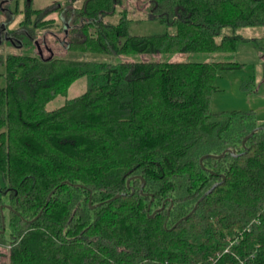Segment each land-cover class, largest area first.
Listing matches in <instances>:
<instances>
[{
    "label": "trees",
    "instance_id": "16d2710c",
    "mask_svg": "<svg viewBox=\"0 0 264 264\" xmlns=\"http://www.w3.org/2000/svg\"><path fill=\"white\" fill-rule=\"evenodd\" d=\"M76 1L0 0L5 27L23 15L0 30L20 46L0 50V264H264V121L211 105L218 74L250 66L162 59L237 50L252 40L237 28L264 26V0H145L176 28L152 34L130 32L126 7L108 19L124 0ZM40 30L64 52L44 55ZM81 77L85 91L47 108ZM241 89L256 92L255 76Z\"/></svg>",
    "mask_w": 264,
    "mask_h": 264
},
{
    "label": "rangeland",
    "instance_id": "374dc122",
    "mask_svg": "<svg viewBox=\"0 0 264 264\" xmlns=\"http://www.w3.org/2000/svg\"><path fill=\"white\" fill-rule=\"evenodd\" d=\"M67 2L68 0H33L32 4H33V7L35 8H42V7L50 6V5L57 4V3L64 5ZM82 2L83 0H77L75 2V5L80 6ZM145 2H146L145 0H124V6H118L116 14L112 16H108V19L113 22H118L119 18L121 17V13H119V11H122L123 7H126L128 9L127 15L131 19L130 32L132 34H152V33L164 32V31H170V32L176 31L175 27H169L165 23L159 20L150 19L144 9L146 5ZM20 5L21 6L24 5L23 0H21ZM22 17H23L22 14L15 15L13 21L8 25V27H5V30L7 28L9 29L17 28L19 26V22L22 19ZM50 17H54L57 23V25L51 30L58 32L60 30L59 28L62 27V22L60 18L58 17V14L52 13ZM5 21H6V15L3 13L2 14L0 13V30L3 28L2 25L5 24ZM67 28L68 26L65 25V30ZM52 31H49V30L39 31L40 37L38 38V41H39L38 47L43 51V54L46 56L50 54L46 46L54 49L56 54H62L64 52V49L62 46L63 42L61 41L60 42L61 44H60L56 40V38L51 34ZM232 32H233V29L231 27H225L222 30V34L217 37V40L220 41L222 36L226 34H231ZM236 33L241 34L242 36L246 38H251L252 40L239 42L237 50L232 51V52H211V53L197 52V53H189V54H183V55L173 54V55H163L162 59L164 60H169V59L171 60H192V61H206V60L238 61V62L246 63L247 65L253 67V69L256 70L257 75L258 74L262 75L264 73V56H263L264 55V26L240 27V28H237ZM63 36L64 34L62 31L58 32V37L60 39H63ZM19 47L18 45H15L14 43L9 44L7 41H4V42L0 41V50L3 52L18 51ZM84 56L85 54L83 55V57ZM86 58L120 61V60H123L125 56H112V55H106V54L96 55V54L88 53L86 54ZM234 70H240V69H234ZM228 72L229 71L227 70H225L224 72H220L218 76L216 77L215 84L218 87V89L215 91L216 93L223 90L222 87L224 86L222 84H225V83L231 84L232 81L235 80L234 77L236 76V73H228ZM4 85H5V78L0 76V87ZM86 85H87V78L81 77L70 87L67 95H59L58 97H56L54 100L50 101L47 104V108L54 109L56 107L61 106L67 98L74 97L82 93L83 91H85ZM224 88L226 89V87ZM213 103L214 101L213 102L211 101V105ZM220 110H236V109L225 108V109H220ZM3 184H4L3 178L0 176V186H3ZM1 197H4V199L6 200V197L0 191V198ZM1 207L2 205H0L1 215L3 214L5 217V214L8 213V209L2 210ZM6 251L7 250L5 249L4 253H6ZM5 260L6 259L3 256L1 258L0 263H3Z\"/></svg>",
    "mask_w": 264,
    "mask_h": 264
},
{
    "label": "crops",
    "instance_id": "0c3cea01",
    "mask_svg": "<svg viewBox=\"0 0 264 264\" xmlns=\"http://www.w3.org/2000/svg\"><path fill=\"white\" fill-rule=\"evenodd\" d=\"M227 71H229L228 73H236V76L234 77L235 80H233L231 84H222L226 89L222 87L223 90L218 93H213L212 102L214 101V103L212 104V108L214 110L225 108L252 109L256 112L258 120L264 121V73L262 75H257L256 70L253 69V67L251 68V66L240 70ZM251 75H254L256 78L257 90L253 93H247L240 88L241 78ZM1 217L2 215L0 211V218Z\"/></svg>",
    "mask_w": 264,
    "mask_h": 264
},
{
    "label": "water",
    "instance_id": "95a60500",
    "mask_svg": "<svg viewBox=\"0 0 264 264\" xmlns=\"http://www.w3.org/2000/svg\"><path fill=\"white\" fill-rule=\"evenodd\" d=\"M5 26H6L5 24L2 25L3 28H5ZM254 132H255V130H253V131L251 132V134L245 138V140H244V142H243L244 145H245V143H246V140H247V139H248V138H249ZM224 154H225V152H223L220 156H223ZM232 154L235 155V152H232ZM220 156H218V157H220ZM201 161H202V159H201ZM130 181H131V179L128 180V182H127L128 185L130 184ZM144 183H145V181H144V179H143V185H144ZM216 186H217V184H214V185L212 186V188H211L210 190H208L207 194L210 193V192H211ZM121 195H122L121 193H120V194H117L114 198H116V197H120ZM203 198H204V196H203V197H202V198L196 203L194 209L190 212V214H191L194 210H196V208H197L199 202H200ZM5 206L10 208L9 205H5ZM150 206H151V203L149 204V208H150ZM163 207H164V204H163L162 208H163ZM170 208H171V207H170ZM1 209H2V210L4 209V205H2ZM156 211H157V210H155L150 216L152 217V216L156 213ZM2 213H3V211H2ZM2 219H3V227L5 228V217H4L3 214H2Z\"/></svg>",
    "mask_w": 264,
    "mask_h": 264
},
{
    "label": "flooded vegetation",
    "instance_id": "af4514ba",
    "mask_svg": "<svg viewBox=\"0 0 264 264\" xmlns=\"http://www.w3.org/2000/svg\"><path fill=\"white\" fill-rule=\"evenodd\" d=\"M3 32H5V28L1 29ZM4 256V250H3V245L0 243V261H1V258Z\"/></svg>",
    "mask_w": 264,
    "mask_h": 264
},
{
    "label": "bare ground",
    "instance_id": "6f19581e",
    "mask_svg": "<svg viewBox=\"0 0 264 264\" xmlns=\"http://www.w3.org/2000/svg\"><path fill=\"white\" fill-rule=\"evenodd\" d=\"M20 36V35H19ZM21 41H22V39H21ZM25 46V45H24ZM30 46V45H29Z\"/></svg>",
    "mask_w": 264,
    "mask_h": 264
}]
</instances>
